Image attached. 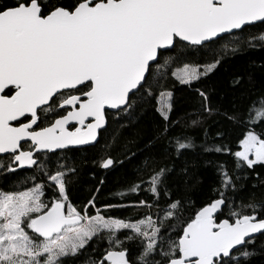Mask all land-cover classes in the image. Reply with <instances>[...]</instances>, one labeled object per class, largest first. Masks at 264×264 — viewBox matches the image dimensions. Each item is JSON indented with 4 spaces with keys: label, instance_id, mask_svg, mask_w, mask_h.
I'll return each mask as SVG.
<instances>
[{
    "label": "snow or ice",
    "instance_id": "snow-or-ice-1",
    "mask_svg": "<svg viewBox=\"0 0 264 264\" xmlns=\"http://www.w3.org/2000/svg\"><path fill=\"white\" fill-rule=\"evenodd\" d=\"M260 48L264 0H0V154L9 160L0 169L33 170L30 187L0 192V264H250L264 197L237 193L250 179L264 190V86L233 74L222 109L210 86L194 85ZM172 78L197 97L182 116ZM151 110L159 119L143 147H128L136 130L124 159L106 154V142L92 161L109 170L142 154L136 179L112 194L119 203L98 206L101 178L78 206L71 189L81 169L67 153L105 134L114 142ZM214 116L225 126L212 138ZM207 165L216 179L197 204ZM116 208L143 214L115 218Z\"/></svg>",
    "mask_w": 264,
    "mask_h": 264
},
{
    "label": "trees",
    "instance_id": "trees-1",
    "mask_svg": "<svg viewBox=\"0 0 264 264\" xmlns=\"http://www.w3.org/2000/svg\"><path fill=\"white\" fill-rule=\"evenodd\" d=\"M178 67L182 68L183 64L174 65L173 70ZM236 73H242L245 77L251 74L253 85L256 89H260L264 86V48H260L259 50H245L233 56H229L224 60L214 75H211L208 79L202 80L199 85H194V87L201 85L210 86L213 89V104L220 106L222 109H228L231 106L230 102L233 98V93L229 88V80L232 75ZM173 85L176 97V112L174 116H182L185 112H190L198 107L197 97L194 92L189 90L186 86L180 85L174 78H172L169 86L173 87ZM158 119L155 111L151 110L141 117L135 128L117 129L116 131L118 134L114 142L111 141L108 134H105L103 138H101L100 143L95 147L91 146L74 149L67 153L70 157L74 156L76 158V163L81 169L80 176L71 189L72 198L78 206H82V204L86 202L94 189L99 185L101 178L104 180V184L100 186L101 191L98 196V206L104 203H119L118 200L112 198V194L126 188L129 183L136 179V166L142 159V154L138 153L137 157L131 161L124 160L122 165L117 163L115 167L109 170H102L94 167L92 161L104 154L102 150L106 142L111 143V147L106 150V154L114 158L124 159V145L130 138H133L136 130L140 132V135L135 137L136 144H129L128 147L133 151H136L137 146L143 147L147 140L151 138ZM217 121H220V123L218 124ZM223 126H225L223 118L220 116L209 118L205 125V127L209 129V134L212 138L215 137L218 128ZM240 131L241 129L234 130L233 137L238 136ZM193 135H199L197 143L203 138L202 133L198 134L194 132ZM216 142L219 143V141ZM196 159L199 161H215L217 159L231 160V157L217 156L216 154H201L197 156ZM0 162L7 165L9 163L8 157L0 156ZM256 171L264 172V169L257 168ZM32 173L33 170L31 169L19 170L16 172H8L6 169H0V191H17L30 187L33 181L28 179V177H30ZM93 173L95 174L94 176ZM36 175L39 174L37 173ZM200 177L203 183L192 194V199L196 201L197 204L201 200L207 198V190L215 182L216 174L213 167L211 165L202 166L200 169ZM253 182L252 179L246 182L244 190L237 193L238 198L247 201L253 193H255L256 198L264 197V190L259 188L253 189L251 187ZM140 198L143 197L129 196L127 200L132 201ZM94 211L93 209L92 212ZM142 214L143 210L141 209L116 208L111 211V215L115 218L137 217ZM262 243H264V236L257 237L256 243L252 245V247L257 249L258 254L251 259L250 264H264V250L261 248ZM81 260H83V257H81Z\"/></svg>",
    "mask_w": 264,
    "mask_h": 264
},
{
    "label": "water",
    "instance_id": "water-1",
    "mask_svg": "<svg viewBox=\"0 0 264 264\" xmlns=\"http://www.w3.org/2000/svg\"><path fill=\"white\" fill-rule=\"evenodd\" d=\"M86 147H91V146H89V145H85V146H81L80 148H78V149H81V148H86ZM0 156H6V155H3V154H0ZM26 169H28V168H24V169H17V171H19V170H26ZM260 235H258L257 237H259Z\"/></svg>",
    "mask_w": 264,
    "mask_h": 264
},
{
    "label": "rangeland",
    "instance_id": "rangeland-1",
    "mask_svg": "<svg viewBox=\"0 0 264 264\" xmlns=\"http://www.w3.org/2000/svg\"><path fill=\"white\" fill-rule=\"evenodd\" d=\"M0 192H3V191H0Z\"/></svg>",
    "mask_w": 264,
    "mask_h": 264
}]
</instances>
